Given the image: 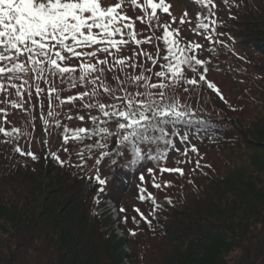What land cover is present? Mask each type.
Returning <instances> with one entry per match:
<instances>
[{
  "label": "trees",
  "instance_id": "16d2710c",
  "mask_svg": "<svg viewBox=\"0 0 264 264\" xmlns=\"http://www.w3.org/2000/svg\"><path fill=\"white\" fill-rule=\"evenodd\" d=\"M169 2L177 21L188 10L194 25L197 7L188 0ZM215 2L216 17L222 21L217 30L224 33L217 38L228 47L216 45L215 54L204 51L200 58L211 59L207 79L217 85L224 100L205 84L187 93L183 86L167 89L169 96L189 103L206 121L198 137L211 139L193 141L203 157L202 167L192 171L198 159L193 157L192 163L179 165L183 176L157 170L161 189L152 187V177L145 171L143 186L161 206L156 219L148 215L151 203L138 200L139 174L125 167V183L109 185L107 192L108 201L126 209L118 212L123 235L118 238L109 210L104 203L93 202L96 192L86 174H91L96 157L83 171L60 167L46 156L63 144L59 130L45 131L39 119L47 113V99L43 113L38 106L26 105L28 113L8 107L9 123L4 126L31 133L21 137L19 146L26 152L30 148L39 159L19 156L15 144L2 142L0 136V264H264V0H230L231 7L223 0ZM188 28L183 26L182 35L191 39ZM200 42L208 47L202 38ZM144 47L153 51L152 45ZM123 54L131 55L130 48ZM56 104L53 100L62 124L80 125L64 118L71 105ZM175 127L189 130L184 124ZM63 147L68 151H59L61 159L68 160L71 154L76 163L79 146ZM176 159L183 157L171 153L165 166L176 167ZM101 173L108 174L104 165ZM165 182L171 186L165 188ZM134 208L153 226L133 223V216L140 219ZM129 230L137 234L131 236Z\"/></svg>",
  "mask_w": 264,
  "mask_h": 264
},
{
  "label": "snow or ice",
  "instance_id": "6c2138e0",
  "mask_svg": "<svg viewBox=\"0 0 264 264\" xmlns=\"http://www.w3.org/2000/svg\"><path fill=\"white\" fill-rule=\"evenodd\" d=\"M188 3L199 9L194 25L188 10L177 21L169 0H0V104L6 105L0 108L2 142L15 144V153L37 161L39 157L30 148L26 152L19 146L21 137L31 133L4 125L9 123L8 107L28 113L26 105L32 109L38 106L43 113L47 99V113L39 119L45 131L59 130L63 144L46 156L62 168L78 171H83L95 156L91 174L86 176L94 186L96 206L106 200L109 185L115 188L125 183V167L136 169L138 200L151 203L148 215L156 219L161 206L143 186L145 171L152 177V187L161 189L157 170L161 175L183 176L179 165L192 163L193 157L198 159L192 171L200 169L203 157L193 141L211 139L198 137L206 121L189 103L169 96L167 89L183 86L187 93L205 84L224 100L217 85L207 79L211 59L200 58L204 51L215 54L216 45L228 47L217 38L224 35L217 30L222 27L216 17L217 3ZM223 3L232 6L230 0ZM137 21L144 27L138 28ZM185 25L191 39L182 35ZM145 45H152L153 51ZM126 48L131 55L123 54ZM73 90L74 94L63 96ZM13 95L16 99H11ZM53 100L55 106L71 105L64 118L75 119L80 125L71 128L62 124ZM178 124L189 130L175 127ZM70 143L80 148L76 163L71 154L68 160L59 155V151H68L63 145ZM173 152L183 159H176L177 166L169 168L165 165ZM102 165L108 169L107 175H102ZM169 186L170 182H165L164 187ZM166 200L172 203L171 198ZM117 210L126 212L124 207ZM133 210L140 217L137 221L133 216V223L142 221L153 226L139 208ZM123 219L126 223L127 217ZM129 234L137 233L129 230Z\"/></svg>",
  "mask_w": 264,
  "mask_h": 264
},
{
  "label": "rangeland",
  "instance_id": "374dc122",
  "mask_svg": "<svg viewBox=\"0 0 264 264\" xmlns=\"http://www.w3.org/2000/svg\"><path fill=\"white\" fill-rule=\"evenodd\" d=\"M116 206V205H115ZM105 207H106V209L107 210H109V213L111 214V216H113L112 217V219L114 220L115 218H116V216L118 217V210H117V206H116V211H115V208L113 209V203H111L110 201L105 205ZM113 212V213H112ZM99 213V212H98ZM116 222H115V226H114V228H115V234L118 236V238H122L123 237V235H122V233L119 231V230H116ZM124 250L126 251V252H128V248H127V246L125 245L124 246Z\"/></svg>",
  "mask_w": 264,
  "mask_h": 264
},
{
  "label": "water",
  "instance_id": "95a60500",
  "mask_svg": "<svg viewBox=\"0 0 264 264\" xmlns=\"http://www.w3.org/2000/svg\"><path fill=\"white\" fill-rule=\"evenodd\" d=\"M118 221V220H117ZM117 228H119V225H117Z\"/></svg>",
  "mask_w": 264,
  "mask_h": 264
}]
</instances>
